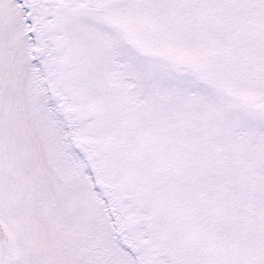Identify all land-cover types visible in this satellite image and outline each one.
Masks as SVG:
<instances>
[{
  "label": "rangeland",
  "instance_id": "1",
  "mask_svg": "<svg viewBox=\"0 0 264 264\" xmlns=\"http://www.w3.org/2000/svg\"><path fill=\"white\" fill-rule=\"evenodd\" d=\"M45 2L57 72L0 0V264H138L88 143L142 264H264V0Z\"/></svg>",
  "mask_w": 264,
  "mask_h": 264
},
{
  "label": "trees",
  "instance_id": "2",
  "mask_svg": "<svg viewBox=\"0 0 264 264\" xmlns=\"http://www.w3.org/2000/svg\"><path fill=\"white\" fill-rule=\"evenodd\" d=\"M25 2L24 5V12L27 16V25H28V31H29V37L30 42L33 45L35 41L41 42V48L43 52L46 54V60L48 61L49 65L52 61V39L46 38L44 31L46 30L43 25V19H44V4L46 3L45 0H23ZM53 65V62H52ZM87 114V117L85 114ZM83 113H76L70 112V116H72V121L78 120V122L81 121H92L93 118L88 116V113L86 111H83ZM89 151L88 155H91V159L93 161L94 166L96 167L97 175V183H99V180L101 184L104 186V199L107 205L109 206L110 211H113L115 214L114 219L116 221V230L119 233L120 236L124 237L127 241H131L134 243L135 241L131 238L132 234L138 233L143 234L141 230V220L137 216L141 217V212L136 209L135 204L130 198L123 199V197L120 194H117L114 189V183L110 182V178L105 176V174L99 170H101L93 160V150L92 145L89 143L88 145ZM107 200V201H106ZM114 203V207H113ZM126 217L127 224L124 221L123 215ZM122 215V220H121ZM120 221V222H118ZM144 235V234H143ZM146 239V246L150 247L149 245V239L146 235H144ZM129 239V240H128ZM144 248V247H143ZM140 253V252H139ZM158 261H156L154 258L151 262L153 264H162L163 263V257L158 253ZM162 262V263H161ZM164 264V263H163Z\"/></svg>",
  "mask_w": 264,
  "mask_h": 264
},
{
  "label": "flooded vegetation",
  "instance_id": "3",
  "mask_svg": "<svg viewBox=\"0 0 264 264\" xmlns=\"http://www.w3.org/2000/svg\"><path fill=\"white\" fill-rule=\"evenodd\" d=\"M2 231H1V228H0V233H1Z\"/></svg>",
  "mask_w": 264,
  "mask_h": 264
}]
</instances>
